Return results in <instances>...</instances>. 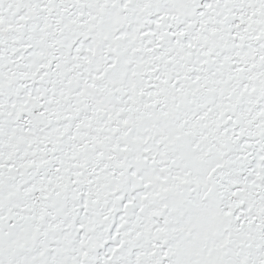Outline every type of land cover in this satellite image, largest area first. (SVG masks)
<instances>
[{
    "label": "snow or ice",
    "instance_id": "6c2138e0",
    "mask_svg": "<svg viewBox=\"0 0 264 264\" xmlns=\"http://www.w3.org/2000/svg\"><path fill=\"white\" fill-rule=\"evenodd\" d=\"M0 264H264V0H0Z\"/></svg>",
    "mask_w": 264,
    "mask_h": 264
}]
</instances>
